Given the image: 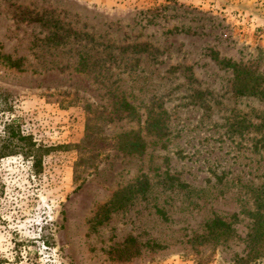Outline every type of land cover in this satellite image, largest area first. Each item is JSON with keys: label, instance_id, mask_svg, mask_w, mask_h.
<instances>
[{"label": "rangeland", "instance_id": "374dc122", "mask_svg": "<svg viewBox=\"0 0 264 264\" xmlns=\"http://www.w3.org/2000/svg\"><path fill=\"white\" fill-rule=\"evenodd\" d=\"M11 119L48 150L0 159V264H264V0H0Z\"/></svg>", "mask_w": 264, "mask_h": 264}, {"label": "trees", "instance_id": "16d2710c", "mask_svg": "<svg viewBox=\"0 0 264 264\" xmlns=\"http://www.w3.org/2000/svg\"><path fill=\"white\" fill-rule=\"evenodd\" d=\"M242 72L239 69L236 71V79L241 80L243 78ZM257 87L255 81L250 80L245 84V87H240L238 92H255ZM152 127L157 135L163 136L165 134L163 119L160 116L154 119ZM122 148L127 153L142 152L145 144L138 136H131L123 143ZM47 150L48 147L36 143L31 134L24 133L16 119H11L3 124V129L0 131V159L11 155H21L25 160L30 159L33 169L39 171L42 156ZM260 207L261 204L258 205V208ZM256 215L253 226L254 234H249L248 237L250 250L246 259L250 260L264 255V213L259 214L257 212ZM212 226L214 229L220 230L223 235L229 234L230 227L222 220L215 219ZM257 262L263 264V261L259 260Z\"/></svg>", "mask_w": 264, "mask_h": 264}]
</instances>
